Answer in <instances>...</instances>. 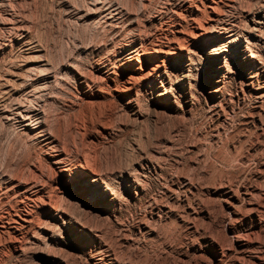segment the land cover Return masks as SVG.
I'll use <instances>...</instances> for the list:
<instances>
[{
	"label": "bare ground",
	"instance_id": "1",
	"mask_svg": "<svg viewBox=\"0 0 264 264\" xmlns=\"http://www.w3.org/2000/svg\"><path fill=\"white\" fill-rule=\"evenodd\" d=\"M18 1L0 0V59L7 46L12 43L22 45L17 65L4 66L0 73V119H10L21 125L28 132L31 143L35 142L43 154L45 164L29 163L30 166L12 170L14 172L0 170V245L4 241L9 248L21 253L29 240L39 239L45 246L63 243L75 250L86 251L85 245L93 242L97 244L96 249L85 253L88 264H132L111 246V241L108 243L102 238L107 231L104 233L98 224L105 216L100 222L98 218V222H93L89 221L88 213L91 214L90 210L110 211L111 206H122L127 199L143 195L147 183L145 171L159 173L161 164L149 157V152H144L141 160L130 167L117 172L105 168L93 145L107 135V128L101 123L103 121L91 120L92 108L108 102L110 88L127 96L126 101L131 105L138 103L141 91H149L158 97L159 103L162 99L163 106L172 109L179 105L176 93L181 97L184 95L187 106L193 98L192 73L207 70L213 83L209 92L212 97L222 95L226 80L239 79V87L234 89L236 98L243 100L247 95L251 98L250 111L242 120L261 128L260 118L264 115L259 116L264 113V0L245 6L242 0H161L156 6L150 0H139L136 6L133 0L124 3L120 0H76L73 3L65 0L66 10L72 13L75 21L93 20L102 23L105 32L115 34L126 27L128 42L91 60L89 67L81 65L77 58H64L58 67H54L43 58L29 33L30 24L27 26L24 14L17 8ZM216 40L221 41L215 43ZM206 42L214 43L207 49ZM72 44L73 50L83 45ZM99 44L103 46L104 42H96L92 49ZM184 61L188 71L176 75V69ZM211 64L214 65L212 68ZM64 87L77 92L85 102L67 123L56 111V93ZM184 182L190 183V180L185 178ZM235 188L221 189L232 217L231 245L222 247L213 239L209 264H264V244L252 235L255 236L254 227L262 228L264 187L247 183ZM173 191L175 198L176 191ZM70 196L74 202L69 200ZM149 198V201L145 198L151 203L149 209L138 214L134 221L138 232L152 230L148 225L150 222L144 220L146 214L160 217L164 213L176 217L175 205L159 204L153 195ZM12 199L15 204L14 201L10 203ZM238 218L249 221L250 227L237 230L233 219ZM64 258L51 257L48 261L66 264Z\"/></svg>",
	"mask_w": 264,
	"mask_h": 264
},
{
	"label": "rangeland",
	"instance_id": "2",
	"mask_svg": "<svg viewBox=\"0 0 264 264\" xmlns=\"http://www.w3.org/2000/svg\"><path fill=\"white\" fill-rule=\"evenodd\" d=\"M19 1L17 3L20 4L16 3L17 8L24 14L27 26L30 24L28 29L33 41L40 49L39 52L43 54V58L48 59L54 67H58L60 62L67 58H77V62L89 67L91 60L111 53L114 50L113 47L116 48L128 42L125 26L118 29L115 34V32H105L102 23L93 22V20L75 21L72 13L68 9L66 10V2L73 3L76 0H66V2L65 0H60L61 2L59 0ZM120 1L124 3L127 0ZM150 1L152 5L156 6L163 0ZM243 1L245 2L243 3ZM255 1L242 0L241 2L245 6ZM133 3L136 6L139 4V0H133ZM87 23L90 29L87 27ZM103 38L104 40H102ZM219 41L221 40H216L215 43ZM73 42L83 45L81 48L73 50ZM96 42H104V44H102L103 46L99 44L92 49V45ZM210 43H205L208 46H206L207 49L211 47ZM12 45L7 46L2 53L0 73L5 67H10L14 63L17 65L22 45L18 43H12ZM196 53L200 54L199 51ZM220 62L223 61L220 60ZM213 66L211 64V68ZM209 68L208 70H210ZM178 69H176V75L187 72L186 61L182 62ZM206 72L207 70L205 72L195 70L192 73L194 76V79H191L193 98L192 103L187 106L184 95L181 97L176 93L179 105L172 109L163 106L162 99L159 103L158 97L149 91H141L138 103L131 105L126 101L127 96H121L115 89L110 88V93L107 95L108 102L101 107H91V120L94 122H97V119L99 122L103 121L101 123L107 128V135L96 141L97 143L94 142L93 145L98 159L103 163L102 165L106 166L105 168L117 172L130 167L141 160L140 157L144 152H149V157L151 156L152 159H156L159 165L161 164L159 173H155L153 170H147L149 173L145 171L147 175L144 173V178L147 183L146 192L143 195L127 199L122 206H111L110 211L92 212L90 210L91 214L88 213L91 217L96 213L93 218L88 216L89 221L93 220V222L97 218L100 222L105 216L102 220L106 223L98 224L104 233L107 231L102 238H105V241L108 240V243L111 241V246L120 251L121 256L123 254L124 260L132 264H136V262H139L138 264H209L212 240L214 239L222 247H228L231 245L234 232L230 226L232 217L228 203L225 201L226 195L221 192V189L225 187L236 189V186L239 187L241 184L247 183L264 187V113L259 115L260 117L263 115V117H259L260 122L262 121L259 123L261 128L255 127L252 122H243L245 114L250 111L251 98L249 95L245 96L243 100L241 97L236 98L234 89L239 87V79L237 77L229 78L223 86L222 95L212 97L209 92L213 88V83L209 71ZM63 89L56 93L58 100L56 111L67 123L72 121V117L77 114V109L85 106V102L77 92L66 89V87ZM196 99L197 101H195ZM2 121L0 119V170L6 169L8 172V169H11V172H14L19 168H25L31 163L38 162L44 165L43 154L40 153L35 142L31 143L28 132L10 119ZM185 178L189 179L190 183L184 182ZM117 185L122 194H125L123 186L120 183ZM170 188L172 190H169ZM173 190L176 191V200L173 198ZM152 195L156 196L159 204L163 203L164 206L171 205L173 207L175 205L176 217L172 215L169 217L164 213L160 217H151L146 214L144 220L150 222L147 224L152 226H150L152 230L144 229L145 231H141L142 234L136 230L134 221L138 214L141 215L145 209H149L151 205L148 202L149 196ZM145 198H148V201ZM69 200L74 202L73 197ZM12 201L14 199L10 201L13 204ZM106 215L109 221L108 218L105 219ZM262 217V228L254 227L255 236L252 235L253 239L264 244L263 214ZM238 219H233L237 224V230L242 227L244 229L250 227L249 221ZM116 220L118 221L115 222ZM108 237L111 240L107 239ZM37 240H29L25 244L22 254L9 248L6 242H1L0 264H56L48 260L51 257L59 258V256L68 258L67 260L64 258L66 264H88L85 253L97 247V244L89 242L84 247L86 251H81L63 243H50L51 245H47V247L41 243V240ZM46 247L51 249L47 250ZM70 252L75 256H72Z\"/></svg>",
	"mask_w": 264,
	"mask_h": 264
}]
</instances>
